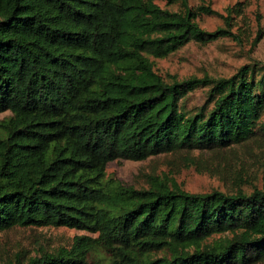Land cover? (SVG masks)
<instances>
[{
    "label": "trees",
    "instance_id": "obj_1",
    "mask_svg": "<svg viewBox=\"0 0 264 264\" xmlns=\"http://www.w3.org/2000/svg\"><path fill=\"white\" fill-rule=\"evenodd\" d=\"M156 0H0V231L86 230L24 264H254L264 188L193 192L107 173L110 161L225 147L264 135V62L229 76L166 80L153 58L195 40H240L233 8ZM224 17L209 30L199 17ZM262 30L258 31L257 40ZM207 86L206 102L184 99ZM209 104L211 107L207 108ZM93 254L98 255L93 258ZM95 260V261H94Z\"/></svg>",
    "mask_w": 264,
    "mask_h": 264
},
{
    "label": "rangeland",
    "instance_id": "obj_2",
    "mask_svg": "<svg viewBox=\"0 0 264 264\" xmlns=\"http://www.w3.org/2000/svg\"><path fill=\"white\" fill-rule=\"evenodd\" d=\"M156 1L173 10L181 8L180 3ZM189 3L211 4L223 15H227V8H233L232 30L240 40L228 36L205 44L192 40L166 57L153 58L156 70L166 80L205 74L229 76L247 62H264V0H189ZM199 21L209 30L226 26L224 17L215 14H204ZM260 29L261 38L257 40ZM207 96V86L196 87L188 93L184 104L187 109L199 108ZM11 114L10 110L0 112V120ZM107 173L136 187H148L150 178L158 176L193 192L219 189L249 193L264 188V135L258 132L244 142L225 147L164 151L140 160L119 158L109 162ZM78 234L91 233L53 225L14 226L0 231V264H24L44 251L70 247ZM97 256L93 254V258ZM254 264H264V260Z\"/></svg>",
    "mask_w": 264,
    "mask_h": 264
}]
</instances>
